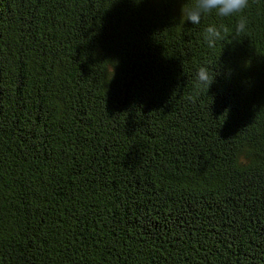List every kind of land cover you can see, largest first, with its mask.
I'll return each mask as SVG.
<instances>
[{
  "label": "trees",
  "instance_id": "obj_1",
  "mask_svg": "<svg viewBox=\"0 0 264 264\" xmlns=\"http://www.w3.org/2000/svg\"><path fill=\"white\" fill-rule=\"evenodd\" d=\"M191 2L0 0V264H264V0Z\"/></svg>",
  "mask_w": 264,
  "mask_h": 264
},
{
  "label": "clouds",
  "instance_id": "obj_2",
  "mask_svg": "<svg viewBox=\"0 0 264 264\" xmlns=\"http://www.w3.org/2000/svg\"><path fill=\"white\" fill-rule=\"evenodd\" d=\"M249 0H192L191 4L184 9L183 14L187 21L192 24H199L202 17L215 13L220 17H230L239 15L238 22L235 27L236 33L245 30L247 21L241 15L248 7ZM228 29L220 25H209L205 28V39L209 47H214L215 42L222 37V33H227ZM198 82L207 89L213 82L214 77L210 76L207 68L201 67L197 73Z\"/></svg>",
  "mask_w": 264,
  "mask_h": 264
}]
</instances>
